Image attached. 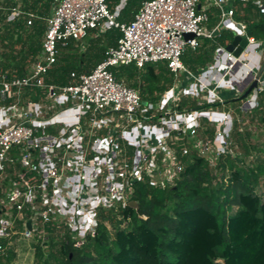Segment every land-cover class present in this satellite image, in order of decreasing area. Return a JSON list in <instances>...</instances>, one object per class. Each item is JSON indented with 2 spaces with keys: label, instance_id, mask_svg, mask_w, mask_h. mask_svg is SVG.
<instances>
[{
  "label": "built area",
  "instance_id": "1",
  "mask_svg": "<svg viewBox=\"0 0 264 264\" xmlns=\"http://www.w3.org/2000/svg\"><path fill=\"white\" fill-rule=\"evenodd\" d=\"M202 1L146 0L124 23L117 17L126 0L113 11L107 0H52L41 50L23 76L0 73V253L2 239L34 250L52 232L69 235L80 248L96 235L102 215L132 207L138 183L172 187L193 153L210 166L221 156L235 157V124L242 133L264 92V41L247 34L232 5L252 2L264 15V0ZM212 8L218 20L210 26ZM3 11L6 22L24 18L31 26L38 19L20 5ZM110 29L121 37L91 71L71 72L66 85L45 81L69 43L83 49L87 37ZM226 30L246 39L238 57L217 46L212 63L198 73L183 65L187 50ZM150 63H165L173 78L155 101H144L112 71ZM183 99L210 107L179 109ZM229 100H240L239 113L213 107Z\"/></svg>",
  "mask_w": 264,
  "mask_h": 264
},
{
  "label": "trees",
  "instance_id": "2",
  "mask_svg": "<svg viewBox=\"0 0 264 264\" xmlns=\"http://www.w3.org/2000/svg\"><path fill=\"white\" fill-rule=\"evenodd\" d=\"M119 1L107 0L109 9L113 11ZM143 1L146 0H127L117 20L130 22ZM51 2H0V73L14 71L17 76H23L41 50L43 19L50 12ZM15 5L38 19L31 26H26L24 18L6 22L3 9H7L8 15V9ZM232 6L235 19L246 23L247 34L264 41V15L259 14L255 4L235 2ZM209 18V25L213 26L218 20L214 8L209 10ZM120 37L118 29H110L96 37H87L83 50L69 43L59 52L45 81L66 85L71 72L91 71L103 60L105 50L115 46ZM233 37L234 33L226 30L214 41L201 40L195 51L187 50L181 56L183 65L198 73L212 63L217 46L226 47ZM113 73L118 80L137 89L144 101L157 100L173 82L165 63H150L140 69L131 64L118 67ZM239 103L240 100H235L236 113ZM209 107L206 103L199 105L195 100L183 99L179 109ZM249 117L264 125V92L259 94L258 108ZM236 128L237 124L231 136L233 147H238L242 158L254 152L250 166H238L243 160L230 154L221 156L215 166H210L193 153L191 162L183 159L185 170L172 187L156 189L138 183L133 197L135 208L102 215L96 235L88 237L80 248L73 247L69 235L52 232L46 244L34 245L33 264H264V193L256 191L264 178V142L250 144L249 132L239 133ZM208 134L212 135V131ZM262 186L264 190V183ZM104 222L109 223V229ZM1 244L4 249L0 264H13L16 250L6 239Z\"/></svg>",
  "mask_w": 264,
  "mask_h": 264
},
{
  "label": "rangeland",
  "instance_id": "3",
  "mask_svg": "<svg viewBox=\"0 0 264 264\" xmlns=\"http://www.w3.org/2000/svg\"><path fill=\"white\" fill-rule=\"evenodd\" d=\"M120 1L118 3H120ZM0 2H2V0H0ZM126 2H127V0H126ZM126 2H125V4H126ZM114 70L115 69L113 68L112 71L114 72ZM244 122L245 123L242 127L244 130L243 132L248 131L250 134V138L248 139V142L250 144L261 145L264 142V125L259 123L257 118H253L251 120L249 116L244 119ZM236 131H237V129H236ZM233 151L235 153H237V154H235V158L243 160L242 164H238V166H241V165L250 166L251 165L252 160H253V156H254V152H252V154H251L252 156H250L248 158H242V156L240 154L241 152L239 151L237 146L234 145ZM263 183H264V178L261 179L259 187L256 189L257 192H261V193L263 192L264 193L263 186H262ZM11 246L14 247V249L17 252V258L13 262V264H33V262H34V250H32L33 248L31 249L26 244H22V243H18V245L17 244L15 245L13 242H12Z\"/></svg>",
  "mask_w": 264,
  "mask_h": 264
},
{
  "label": "water",
  "instance_id": "4",
  "mask_svg": "<svg viewBox=\"0 0 264 264\" xmlns=\"http://www.w3.org/2000/svg\"><path fill=\"white\" fill-rule=\"evenodd\" d=\"M199 9V6L198 8ZM184 38L186 40L192 39L193 35L192 34H186L184 35ZM247 42L246 39L242 38L239 35H234L232 42L225 47L226 51L231 52L234 57H238L240 53L242 52V49L246 46ZM256 87V82H253L252 85L243 93V95L240 97V99L246 98L248 93L250 92L251 89ZM132 208H135L136 203L132 202L131 204ZM27 229H30V222H27L26 224Z\"/></svg>",
  "mask_w": 264,
  "mask_h": 264
},
{
  "label": "crops",
  "instance_id": "5",
  "mask_svg": "<svg viewBox=\"0 0 264 264\" xmlns=\"http://www.w3.org/2000/svg\"><path fill=\"white\" fill-rule=\"evenodd\" d=\"M201 3H203L202 0H201ZM229 101H231V102H229ZM229 101H227L226 104L224 106H222L221 108H223V109H234L235 100H229Z\"/></svg>",
  "mask_w": 264,
  "mask_h": 264
}]
</instances>
